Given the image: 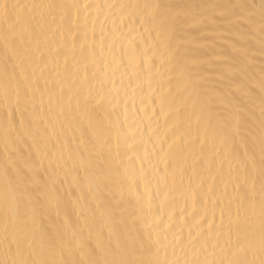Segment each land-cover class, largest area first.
<instances>
[{"label":"bare ground","instance_id":"bare-ground-1","mask_svg":"<svg viewBox=\"0 0 264 264\" xmlns=\"http://www.w3.org/2000/svg\"><path fill=\"white\" fill-rule=\"evenodd\" d=\"M20 2L65 6L54 10H35L37 16L43 13L48 21L37 37L39 51H34L37 56L43 53L44 61L49 64L45 75L50 81V93L46 92L43 97L36 93L34 101L22 98L17 104L14 93L9 91L5 95L2 87L5 75L15 73L16 78H21L23 71L31 73V66L27 62L21 64V60L11 53L5 57L0 42V162L4 160L6 145L9 150L12 149L17 134L27 131L32 103L39 107L41 99L49 119L48 132L57 151L64 156V160L60 161L61 167L48 169L56 181L54 198L46 202L44 208V222L51 237L56 236L58 228L70 234L73 227H84L82 217L87 215L92 223L93 235L100 227L107 234L111 225L126 236L147 238L153 216H159L163 224H168L169 213H172V227L167 231L168 240L165 241L169 257L172 256L173 237L181 234V230L183 240L187 241L190 230L196 236L202 229L199 239L207 237L210 243L217 239L216 232H220V245L227 247L228 212L225 211L223 224L220 212L221 207L227 209L231 201L230 206L235 213V167L240 161H233L231 173L227 162L221 168L219 162L228 149L218 140L213 142L211 137L205 138L203 122L198 124L196 121L192 107L194 98L189 93L191 80L200 81L205 91L219 97L216 103L223 111L228 107V100L233 99L231 93L235 90L237 79L247 86L244 89L246 93L254 89L247 95L238 94L246 120L239 133L230 139L229 147L234 145L238 155L242 156L246 147L254 145L256 158L259 159L260 141L264 136V90L260 87L264 78V53L261 52L264 34L260 32L259 23L261 0H170L192 6V14L202 19L199 23L189 22L177 33L179 49L171 60L166 50L159 45L153 46L149 32L145 31L146 26L140 23L139 10L120 7L143 4L145 0ZM73 4L81 6L78 17L77 10L69 7ZM84 4L93 7L84 9ZM241 4L256 5L255 25L248 24L246 10L231 7ZM98 5L115 7L97 8ZM241 13L245 19L237 18ZM53 15L55 22L52 21ZM61 15L65 16L63 23ZM152 37H155L154 31ZM37 39L29 42L30 49H36ZM133 52L135 59L130 64ZM100 80L103 81L102 91L106 97L103 106L91 116L84 114L83 106L77 110V91L81 97L89 89L95 95L100 91ZM70 95L71 110L68 107ZM233 103L236 101L233 100ZM61 104L64 106L63 114L60 113ZM22 117L25 119L24 128L20 127ZM101 119L102 123H98ZM9 122L15 127L10 128ZM130 144L131 148L128 147ZM101 149L106 154L111 152L112 166L118 169V175L108 182L107 187L104 184L97 187L96 173L89 168L86 176L80 167L82 158L88 160L91 156L94 160ZM218 150L220 155H217ZM24 152H28L27 144L24 145ZM166 164L168 175L165 183L161 177ZM125 169H129L130 173ZM146 186L152 198L151 213L147 207ZM2 188L3 179L0 177ZM164 192L169 193V198L161 208ZM137 194L141 196L139 201ZM256 196L258 201L259 183L256 185ZM101 211L104 216H100ZM93 212L95 219L91 220ZM252 219L258 236V207ZM65 221L66 228H60ZM209 223L212 225L211 233ZM84 231L87 234V228ZM232 239H235L234 233ZM49 243L54 241L48 234L43 241L37 236L38 248L42 246L46 249ZM3 252L0 245V259H3ZM222 255L218 247L214 256H208V259H218ZM188 258L192 259L191 253ZM204 258L205 255L201 254L200 259Z\"/></svg>","mask_w":264,"mask_h":264},{"label":"snow or ice","instance_id":"snow-or-ice-1","mask_svg":"<svg viewBox=\"0 0 264 264\" xmlns=\"http://www.w3.org/2000/svg\"><path fill=\"white\" fill-rule=\"evenodd\" d=\"M63 7L65 6L56 4L28 5L21 3L20 0H0V42L3 45L4 55L8 57L11 53L12 56L21 60V64L27 62L31 66V73L23 71L21 78H16L15 73L10 76L5 75L2 84L5 95L7 96L9 91L14 93L17 104L22 98L25 101H34L36 93H40L41 97L46 92L50 93L48 88L50 81L45 75L49 64L44 61L43 53L39 56L34 54V51H39L37 37L43 32L48 21L45 20L43 13L37 16L35 10H54ZM69 7L77 10L78 17L81 6L73 4ZM91 7L93 6L90 4L83 5L84 9ZM100 7L112 8L115 6H97V8ZM120 7L121 9L130 7L139 10L140 23L146 26L145 31L149 32L153 46L159 45L166 50L169 60L175 58L178 53L177 33L183 26L189 22H202L201 18L192 14V6L172 3L170 0H145L143 4L120 5ZM231 7L246 10L248 24L255 25V4ZM259 8L260 32L264 34V0H261ZM237 18L245 19L243 13ZM55 19L56 17L53 15L52 21L55 22ZM64 20L65 16L61 15V23ZM149 27L151 31H149ZM153 31L154 38L152 37ZM33 39H37L35 50L28 46ZM74 47L75 45H73ZM81 48L83 50V45ZM237 51H242V49H237ZM261 52L264 53V36L261 39ZM134 59L135 53L133 52L130 64ZM147 59L146 50L145 60ZM64 63L66 67L67 56H65ZM84 67L87 70V63ZM41 81H43V86H41ZM99 85L100 91L95 95L91 89L82 97L77 91V110L83 106L84 114L89 116L98 112L106 99L102 91L104 88L102 80L99 81ZM245 87L247 86L237 79L235 90L231 93L233 99L228 100V107L223 111L218 109L216 103L219 97L205 91L200 81L191 80V92L189 93L190 97L194 98L192 107L196 114V121L198 124L203 122L205 138L211 137L213 142L218 140L228 149L219 162L221 168L227 162L231 173L233 161H240L235 167L236 183L233 197L236 201L235 213L232 212L231 201L227 209L222 206L220 212L221 224L224 221L225 211L228 212L229 239L225 242L227 247L220 245L218 239L221 235L220 232H216L217 239L210 243L207 237L203 240L199 239L203 232L202 229L197 232L196 236H193L190 230L187 241L183 240L181 230V234H176L173 237L172 256L169 257L168 244L165 241L168 240L167 231L172 227V213H169L168 224H163L159 216H153L147 238L140 235L126 236L118 233L116 228L111 225L108 226L107 234H105L104 228L100 227L93 235L92 223L87 215L82 217L84 227H73L70 234L60 231L58 228L56 236L51 237L50 230L44 222V208L46 202H50L54 198L56 181L48 169L61 167L60 161L64 160V156L62 152L57 151L56 144L48 132L49 119L44 113L43 100L41 99L39 107L32 103V111L27 121V131L17 134L12 149L9 150L6 145L4 160L0 162V177L3 179V188L0 189V245L4 249L0 264H264V136L261 137L258 160L254 145L246 147L242 156L238 155V149L234 145L229 147L230 139L239 133L246 120L245 109L240 104L238 94L247 95L254 91V89H249L246 93ZM260 87L264 90V78L260 81ZM62 92L63 89H61ZM49 99L51 100V95H49ZM71 100L72 96L70 95L69 110H71ZM233 100L236 103H233ZM262 103H264V97H262ZM63 112L64 106L61 104L60 113L63 114ZM262 115H264V107H262ZM98 123H102V119ZM9 127L14 128L15 125L9 122ZM20 127H25L23 117L20 120ZM262 127H264V122H262ZM29 140L31 143H28ZM81 143H83V139ZM25 144L28 148L27 153L24 152ZM128 147L131 148L132 145L130 144ZM217 155H220L219 150ZM80 167L84 169L86 176L89 168L96 173L97 187L100 184L107 187L108 182L118 175V169L112 166L111 152L106 154L103 149L96 154L94 160L91 156L88 160L82 158ZM125 172L130 173V170L125 169ZM77 175H79V170H77ZM167 175L168 166L166 164L164 175L161 177L165 183ZM131 178L130 174L129 179ZM257 183H259L258 201ZM225 189H227V182H225ZM145 194L148 196V212L151 213L152 198L147 186ZM168 198L169 193L164 192L163 199L160 201L161 208L168 202ZM79 199L78 197L77 201ZM136 199L139 201L141 196L137 194ZM257 207L259 208L258 236L252 219L256 215ZM96 208L99 209L100 205L97 204ZM99 214L100 216L105 215L103 211ZM94 219L95 212L91 216V220ZM66 226L67 221L60 228H66ZM85 228H87V234H85ZM211 228L212 225L209 223V233H211ZM233 233L235 234L234 240L232 239ZM45 234H48L54 243H49L46 249L42 246L38 248L37 236H40L43 241ZM177 247H179V254ZM218 247L223 255L218 259H208V256H214ZM162 250L163 256H161ZM189 253H191L192 259L188 258ZM201 254L205 255L203 260L200 259ZM77 255L78 258H75Z\"/></svg>","mask_w":264,"mask_h":264}]
</instances>
